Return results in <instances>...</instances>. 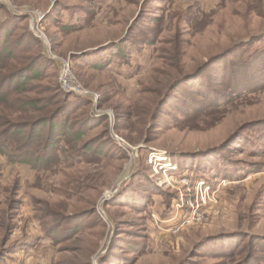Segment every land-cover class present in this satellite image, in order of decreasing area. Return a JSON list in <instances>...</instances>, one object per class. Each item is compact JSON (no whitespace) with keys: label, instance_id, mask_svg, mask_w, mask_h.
Returning a JSON list of instances; mask_svg holds the SVG:
<instances>
[{"label":"rangeland","instance_id":"rangeland-1","mask_svg":"<svg viewBox=\"0 0 264 264\" xmlns=\"http://www.w3.org/2000/svg\"><path fill=\"white\" fill-rule=\"evenodd\" d=\"M0 264H264V0H0Z\"/></svg>","mask_w":264,"mask_h":264},{"label":"trees","instance_id":"trees-1","mask_svg":"<svg viewBox=\"0 0 264 264\" xmlns=\"http://www.w3.org/2000/svg\"><path fill=\"white\" fill-rule=\"evenodd\" d=\"M16 78H17V77H16ZM16 78H14V79H16ZM23 162H24V164H27L29 161H26V160H25V161H23Z\"/></svg>","mask_w":264,"mask_h":264}]
</instances>
